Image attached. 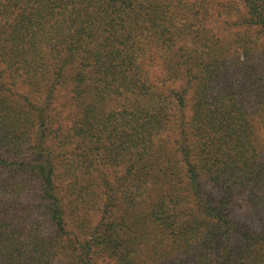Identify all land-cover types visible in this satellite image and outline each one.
Returning a JSON list of instances; mask_svg holds the SVG:
<instances>
[{"label":"trees","instance_id":"trees-1","mask_svg":"<svg viewBox=\"0 0 264 264\" xmlns=\"http://www.w3.org/2000/svg\"><path fill=\"white\" fill-rule=\"evenodd\" d=\"M261 130L264 0H0V264H264Z\"/></svg>","mask_w":264,"mask_h":264},{"label":"rangeland","instance_id":"rangeland-1","mask_svg":"<svg viewBox=\"0 0 264 264\" xmlns=\"http://www.w3.org/2000/svg\"><path fill=\"white\" fill-rule=\"evenodd\" d=\"M156 67V66H155ZM155 71H157V68L156 69H154ZM167 85L168 86H172V87H176V88H178L180 85H181V80L179 79V78H167ZM191 97H192V93H190V99H191ZM189 108H188V110H190L191 109V106H192V101L191 100H189ZM187 110V111H188ZM69 119V118H68ZM67 121V120H66ZM261 131H263V130H261ZM260 131V132H261ZM264 132V131H263ZM259 135H260V133H259ZM261 135L263 136L264 135V133H261ZM162 234V233H161ZM166 235V234H165ZM159 261V260H158ZM158 261H156L154 264H159L158 263Z\"/></svg>","mask_w":264,"mask_h":264}]
</instances>
